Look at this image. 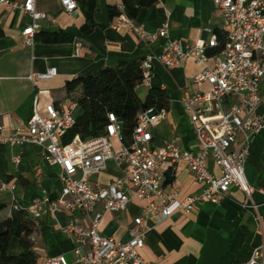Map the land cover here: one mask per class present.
Instances as JSON below:
<instances>
[{"label":"crops","instance_id":"0c3cea01","mask_svg":"<svg viewBox=\"0 0 264 264\" xmlns=\"http://www.w3.org/2000/svg\"><path fill=\"white\" fill-rule=\"evenodd\" d=\"M11 1L21 5L24 0ZM120 7L121 0H96L95 26L89 34H82L80 28L85 18L80 9L69 14L59 0H36V9L47 16L39 21L38 33H63L72 40L58 43L39 40L27 46L23 31L30 24L29 17L20 9L0 6V125L5 136L28 126L36 100L41 107L69 101L65 99V85L75 77L95 76L104 68H117L149 54L157 55L167 40L187 49L198 42L209 43L217 34L227 32L222 13L211 0H156L151 6L141 8L133 20L135 26L147 33H156L169 13L168 37L150 44L127 26L117 27V18L110 20L109 9ZM49 68L57 71L53 79L31 80ZM203 68L194 60L170 70L156 62L150 85L135 89L142 102L150 88L163 90L168 100L167 110L150 130L151 146L162 147L173 142L184 150L197 149L194 125L182 99L209 89L206 83L199 86L193 83V77ZM259 92L261 101L255 116L264 120V78ZM207 108L208 113L200 114L214 119L221 110H227L228 103L221 108L209 104ZM112 144L114 151L122 145L117 139H113ZM44 154L43 147L31 143L0 145V203L5 205L0 220L8 217L13 209L27 212L35 224L31 236L35 264H47L50 258L59 255L65 256L70 264H78L72 255L78 239L68 233L66 227L74 222L79 229H87L89 217L79 210L51 207L50 203L59 200L66 203L69 198L62 195L61 169L49 165ZM164 168L170 169L168 164ZM208 170L213 174L219 172L211 159ZM172 171L174 183L164 185L162 192L175 190L176 198L182 200L202 190L203 184L194 179L185 163L174 165ZM124 174L125 165L110 160L105 170L91 181L106 185L123 178ZM245 174L254 189L251 198L231 187L218 203L204 202L190 213L177 212L160 223L156 222L155 214L145 208L147 203L157 204L162 192L147 203L132 199L125 211L117 213L105 211L103 203L99 202L90 216L100 213V234L122 242L130 239L134 218L142 217L147 232L140 254L151 263L247 264L254 250L261 249L260 261L264 264V130L252 140ZM2 185H6L5 190H1ZM127 191L132 192L129 187ZM35 202H38L36 208ZM10 251L20 252L15 240L11 242Z\"/></svg>","mask_w":264,"mask_h":264},{"label":"built area","instance_id":"2783aa9c","mask_svg":"<svg viewBox=\"0 0 264 264\" xmlns=\"http://www.w3.org/2000/svg\"><path fill=\"white\" fill-rule=\"evenodd\" d=\"M59 1L69 14L79 9L76 0ZM211 1L221 11L227 28L221 52L207 55L208 49L216 47V37L209 43L198 42L187 49L178 42L167 40L159 54H149L141 62V85H150L156 62L167 70L189 60L204 66L193 77V83L196 86L206 83L209 89L192 96L185 95L182 99L196 132V150L181 149L173 142L162 147L151 146L150 130L164 114V110L156 111L153 107L138 113L131 144L121 145L118 151H114L112 140L121 142V123L113 113L107 116L108 124L103 135L85 141L75 136L69 144H63L64 136L76 124L78 104L70 100L43 107L36 100L28 126L16 129L7 136L0 125V145L31 143L41 146L45 151V161L61 169L62 195L69 201L59 200L50 203L51 207L54 210L60 207L69 211L79 210L88 215L87 229H79L74 222L66 227V231L78 239V245L72 251L76 263L155 264L144 260L140 254L147 232L142 217L134 218V227L129 230L130 239L122 242L102 236L99 231L102 215H90L99 202L103 203L105 211L117 213L125 211L132 199L147 203L151 198L159 197L168 170L164 168L166 164L172 170L174 165L185 163L203 188L182 200L176 198L175 190L162 192L157 204L147 203L145 210L155 214L157 223L177 212L190 213L204 202L218 203L231 187L251 198L254 189L247 181L245 164L252 140L264 130V120L255 116L261 101L259 84L264 78V0ZM0 6L9 10L20 9L29 17L30 24L23 31V39L25 45L32 46L40 29L39 21L47 19L36 9V0H24L21 5L11 0H0ZM119 10L123 12L121 7ZM124 25L151 44L158 38L168 37L169 13L156 33H147L121 13L116 26ZM56 74L55 68H49L35 78L31 77V80H51ZM226 102L228 108L221 110L218 118H206L207 115L200 114L210 111L207 108L209 104L221 108ZM210 159L218 174L208 170ZM110 160L125 165L124 177L106 185L92 183L91 179L99 176ZM15 162L18 163V160ZM127 187L132 190L131 193H128ZM5 189L6 185H2L1 190ZM37 206L38 202H35L34 208ZM252 207L256 208L255 205ZM260 250H254L247 264H262ZM47 264L70 262L59 255L50 258Z\"/></svg>","mask_w":264,"mask_h":264},{"label":"trees","instance_id":"16d2710c","mask_svg":"<svg viewBox=\"0 0 264 264\" xmlns=\"http://www.w3.org/2000/svg\"><path fill=\"white\" fill-rule=\"evenodd\" d=\"M156 0H121L119 8L109 9V18L113 20L124 14L134 20L143 7L154 4ZM84 15L85 22L80 28L82 34H89L95 26L94 10L96 0H76ZM217 45L207 50L208 56L218 54L223 49L226 34H217ZM58 43L71 41L72 37L63 33H38L34 41ZM123 63L117 68H104L95 76L75 77L65 85V99L76 102V124L63 138V144H69L75 136L89 140L104 134L108 124L107 116L113 113L121 123V143L129 146L132 133L137 124L138 113L153 107L156 111L167 110V97L163 90L150 88L146 99L139 100L135 89L142 84L141 62ZM58 104V102L54 103ZM175 176L171 169L165 172L164 185H172ZM5 205L0 203V212ZM35 224L23 209H13L8 217L0 220V264H35L31 236ZM16 241L19 253H12L10 245Z\"/></svg>","mask_w":264,"mask_h":264}]
</instances>
